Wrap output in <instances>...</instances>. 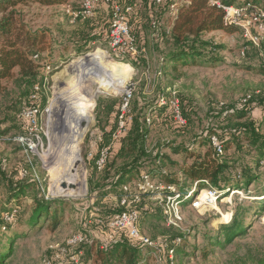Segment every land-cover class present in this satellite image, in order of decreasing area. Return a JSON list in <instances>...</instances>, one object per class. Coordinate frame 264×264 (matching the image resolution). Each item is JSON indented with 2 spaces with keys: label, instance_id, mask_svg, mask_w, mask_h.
Masks as SVG:
<instances>
[{
  "label": "rangeland",
  "instance_id": "rangeland-1",
  "mask_svg": "<svg viewBox=\"0 0 264 264\" xmlns=\"http://www.w3.org/2000/svg\"><path fill=\"white\" fill-rule=\"evenodd\" d=\"M81 1L67 0L64 6L40 7L32 3L15 8L30 30L44 35V51L37 53L38 58L34 61L39 67L41 77L47 72L46 66L50 70L48 83L41 84L39 91L28 89V94L21 100L20 92L23 88L18 89L13 80L2 82L5 90L0 94V213L4 210L9 196V184L16 185L14 182L18 181V171L25 161L22 150L13 142L14 137L24 133V122L19 114L35 101L40 111L37 124L41 144L40 157L33 158L40 182L38 187L44 199L50 203V212L57 210V218L61 222L55 229H52V217L47 221L41 219L34 227L28 224L33 209L31 201L36 196L35 188H28L20 201L21 216L18 222L9 234H1V246L5 245L7 239L14 238L13 255L3 264H43L45 260L52 262L59 249L69 250L66 241L71 235L85 236L89 242L95 239L102 241L104 238L101 236L106 234V227L99 221L119 210L122 187L114 188L112 183L116 171L123 164L121 159L114 158L122 146L123 138L110 150L108 164L100 173L94 171L87 154L110 144V132L116 126L117 105L123 83L116 86L112 93L103 92L95 98L99 86L87 85L78 95L80 105H92V122L80 147L85 174L83 194L76 197L52 196L49 192L50 173L43 165L47 149L52 151L48 145L49 127L52 124L51 102L58 93H63L71 85L74 74L71 68L66 69L67 66L77 57L87 54L74 55L77 36L88 31L91 26L98 28L99 25L109 22L110 10L104 4L95 7L92 17L72 20L69 12L79 11ZM122 1H128L133 6L129 23L135 55L120 62L111 56L108 44L91 46L93 48L90 52L99 48L105 52L109 62L130 66L129 80L134 85L130 112L139 120L144 116L150 120H145L143 126L146 131V157L140 161L143 165L133 174L129 183L133 188L140 173L152 169L156 175L155 184L159 187L143 195L137 205L142 212L139 222L141 235L157 247L167 243L169 237L187 235L182 243V246L186 245L184 255H181L178 264H254L257 258L264 256V214L255 217L249 208L255 205L254 202H261L258 198L264 195V160L257 172L260 177L258 181L246 189L241 186V190L228 191L221 196L216 193L214 204L207 209L197 211L187 206L181 207L179 203L183 220L180 228L176 230H171L163 222L160 204L170 192L166 190L164 177L176 179L179 184L185 183L179 172L182 165L190 163V160H185V153L202 154L205 151L206 148L201 147L197 138L203 137L206 141L205 136L211 133L217 137H223L224 133L235 134V127L240 122L253 124L254 129L264 136V38L257 45H252L243 38L240 26H237L236 33L230 35L222 32L209 33L205 39L222 47L215 62L182 68L172 75L168 72L163 74L162 58L170 50L163 37L170 31L175 14V8L172 10L170 6L177 7L183 1L164 0L159 6L146 0ZM260 1V5L264 7V0ZM242 2L244 0H236L234 5ZM253 7L263 10L258 6ZM172 93L186 119L184 127L175 125L166 108V118H156L157 110L161 109L157 107L158 98L161 95L171 97ZM34 94L36 100L32 99ZM246 96H250L249 102L245 106L241 105V100ZM152 110L155 114L150 113ZM242 110L246 111V117L243 120L236 119L235 114ZM98 111L101 112L100 116L97 115ZM8 117L12 121H8ZM130 129L131 126L128 131ZM173 149L179 150V153H173ZM248 153L244 149L236 154L232 146L226 157L239 160L238 166L236 165L238 168L241 162H249ZM158 154L163 155L165 162L155 166L154 160ZM45 161L47 162L46 158ZM173 189L178 193L175 186ZM209 191V187L202 188L195 195ZM237 209L245 215V223L250 227L248 234L234 239L223 249H214V253L204 258L201 252L205 245L204 237L215 233L222 225H229ZM150 249L152 251L148 253V264H167L164 253H156L154 247ZM82 258L86 261L85 256Z\"/></svg>",
  "mask_w": 264,
  "mask_h": 264
},
{
  "label": "trees",
  "instance_id": "trees-1",
  "mask_svg": "<svg viewBox=\"0 0 264 264\" xmlns=\"http://www.w3.org/2000/svg\"><path fill=\"white\" fill-rule=\"evenodd\" d=\"M235 1L236 0H189L188 3L178 8L176 18L172 22L170 31L163 37L167 45L170 46L169 52L162 58L161 68L163 74L168 72L172 75L178 72L179 69L195 66L199 63L210 64L219 58L222 47L213 41L206 40L205 36L213 32H222L230 35L236 33L238 28L234 25H225L223 21L225 13L213 3L217 2L223 6H242L250 4L264 9L259 3L262 2L260 0H244L240 5H234ZM127 2L128 1L111 0L105 7L111 12L113 6L123 5ZM32 3L40 7H54L64 6L67 0H0V94L5 90L2 82L13 80L18 89L23 88L22 92H20V100L28 94V89L32 91L36 86L40 87L43 81V77H41L39 72V67L33 57L36 56L37 53H42L44 51L45 37L39 31L30 30L25 25L20 14L15 10L19 5L27 6ZM96 28L97 27L94 28L91 26L88 31L78 34V41L75 43L77 49L74 55L89 53L93 48L91 46L96 44L107 45L109 33L108 24H101L98 26L97 31H94ZM249 100L250 98L246 103L241 102V105L245 106ZM30 106H36V103L32 102L28 107ZM104 110L103 107V111ZM157 111L156 118L159 120L166 118V111L164 108L158 109ZM150 113L155 114V111ZM100 114L101 112L98 111L97 115L100 116ZM245 117L246 111L244 110L235 114V118L238 120H243ZM8 119V121H12L10 117H8ZM140 120L132 115L131 129L127 131V135L122 137V146L118 153L114 155L115 159H121L123 162L120 169L115 173L112 183L114 188H120L123 185L129 184L133 174L143 165L140 163V161L146 157V150L144 147V136L146 131L143 126H145V120L147 119L144 116V118ZM262 125L264 126V121ZM235 129V134L224 133L225 135L223 137H217L214 133H209V136H205L206 141H204L205 138L203 137L197 138L199 139L198 143L201 144V147L206 149L202 154L192 152L185 153V160H190V163L188 165H182L179 170L185 183L179 184L176 179L164 177L163 180L165 183L175 186L177 192L180 194H188L194 189V192L191 193L192 199L195 197L196 192L202 188L209 187L221 196L228 191L241 190V188H243L241 186H244V189H246L249 185L258 181L260 177L257 172L261 169V162L264 160V136L254 129L253 124L246 122L238 123ZM211 136H215L218 139L222 148L221 155H218L211 146L209 141ZM232 146L236 154L247 149L250 156L249 162H241L237 168L236 165L238 166L239 160L236 161L233 160L232 157H226V153ZM173 153L177 154L179 150L173 149ZM163 158V155H156L154 165L160 166L161 163L165 162ZM24 159L23 167L27 168L25 156ZM89 161L92 163L94 171L98 172L94 167L93 160ZM35 164L36 162L32 161L34 173L37 175L35 172ZM107 164L108 162L106 165ZM106 165L101 171L106 168ZM101 171H99V173ZM31 172L33 173V171ZM32 173H30L29 177L26 179H20L18 177V181L14 182L16 183L15 186L9 184L10 190L6 205L7 207L12 205L18 207L19 213L13 226L5 224L0 217V264H3L9 259L14 252V238L7 239L5 245L1 246V234H9L18 222L21 216L20 201L24 198L23 194H25L24 192H26L28 188L34 187L36 190V196L32 198L31 201L33 209L29 216L28 224L34 227L38 225L41 219L47 221L49 217H52V229H55L61 222L60 218H57V210L50 212V203L44 199V195L38 187L40 182L32 178ZM145 173L152 179L156 177L152 169ZM241 182L242 185H240ZM191 199L181 202V207L187 206L191 208ZM258 199L262 201L254 202L255 205L249 208V211L252 210V215L255 217H260L264 214V195ZM136 208L139 210L140 222L142 212L138 206ZM124 210L125 207L119 205V210L114 211L112 214H109L108 217L99 221L102 226L106 227V234L101 236L104 240H91L89 244H82L76 248L70 249L69 253L82 251V257H86V261H84L82 257L80 258L83 264H148V253L152 251L150 247L141 246L137 242L131 240L127 237L125 231L113 232L106 226L113 216ZM245 220L246 218L243 212L237 209L229 225H222L215 233L206 235L204 237L205 245L203 249H201L203 257L205 258L209 254L214 253V249H223L226 245L232 243L234 239L246 236L250 227L245 223ZM170 229L176 230V228L172 227ZM109 235L113 236V240L108 241ZM186 236L187 235L178 234L171 238L169 237V239L167 238V243L164 244L166 249L172 248L174 250L177 264L181 255H184L186 245L184 246L183 244L182 246V243ZM69 256V254L65 255L62 261H54V264H70L68 260ZM166 262H168V260ZM254 264H264V256L257 258Z\"/></svg>",
  "mask_w": 264,
  "mask_h": 264
},
{
  "label": "built area",
  "instance_id": "built-area-1",
  "mask_svg": "<svg viewBox=\"0 0 264 264\" xmlns=\"http://www.w3.org/2000/svg\"><path fill=\"white\" fill-rule=\"evenodd\" d=\"M111 0H82L79 11L69 12L72 20L78 18H88L94 15L95 7L99 4L106 5ZM152 4L159 6L164 3V0H149ZM183 2L177 7L171 5V9L175 8L174 19L178 8L188 3L189 0H182ZM218 8H221L225 13L223 21L225 25L240 26L243 30V38L246 42L252 45H257L264 38V9H257L250 4H245L243 7L236 6H223L215 2ZM255 9V10H254ZM253 10V11H252ZM251 11L250 13H248ZM133 12V6L130 3L123 5H115L111 9L109 22H108V50L111 56L119 60L120 62L128 60L135 55L134 39L131 35V26L129 23L130 16ZM252 31H255L254 33ZM37 55L33 59H37ZM47 72L43 77L42 84L48 83L50 67L46 66ZM35 91H39V87L36 86ZM134 93V85L129 80L123 91L119 94V104L116 112V126L110 133V144L98 149L96 152H89L87 154L88 160H93L94 167L97 171H101L109 159V152L114 144L120 140L128 131L132 124V115L130 112V102ZM36 94L32 95V99L36 100ZM250 96H246L242 99V103L246 101ZM35 102V101H34ZM33 102V103H34ZM157 107L166 108L172 117V121L179 127L186 126V119L184 118L179 106V102L174 93L171 97H164L161 95L157 101ZM19 117L24 122V133L22 135L13 138V142L22 150L26 158V167L20 168L18 171V177L20 179H26L29 177L31 171L32 178L35 181H39L37 175L34 173L32 161L35 156L39 158V149L41 148L40 136L37 133V124L40 117V111L38 106H30L23 109ZM150 122L149 119L146 120ZM210 144L218 155L222 154V148L215 136L209 138ZM155 180L144 172H141L138 180L133 184V188L130 184L122 186V195L120 196L119 205L125 207V210L113 216V218L107 223V227L113 232L125 231L128 238L137 242L141 246L154 247L156 253H164L167 257V264H177L175 260V253L172 248L166 249L164 245L157 247L146 237L142 236L139 230V210L136 208L140 203L143 195L151 193L157 190ZM166 190H170L167 196L161 201L160 211L164 223L167 227L180 228L182 224L181 207L179 203L190 200L191 193L188 194L176 193L173 186L167 185ZM216 192L211 190L209 193L204 192L202 195H195L190 201V207L193 210H203L210 207L215 202ZM19 213V208L12 205L7 207L5 205L4 210L0 213L1 220L8 225H14ZM113 240V236H108V241ZM178 242V241H177ZM85 236L71 235L66 241L67 249H59L53 257L52 262L49 260L43 261V264H54V261H62L65 255H70L68 260L70 264H83L80 260L82 257V251L69 253L70 249L76 248L82 244H89Z\"/></svg>",
  "mask_w": 264,
  "mask_h": 264
},
{
  "label": "bare ground",
  "instance_id": "bare-ground-1",
  "mask_svg": "<svg viewBox=\"0 0 264 264\" xmlns=\"http://www.w3.org/2000/svg\"><path fill=\"white\" fill-rule=\"evenodd\" d=\"M68 68H71L74 74L71 85H68L69 89L58 93L52 102L50 101L52 124L49 127L48 145L52 151L47 149L43 160L44 168L50 173L49 192L55 197L81 196L85 190L80 147L92 122V105H80L79 93L85 86L93 84L99 86L94 98L103 92L112 93L115 87L122 83L123 91L131 76L129 65L109 62L105 52L99 48L77 57L66 69ZM77 163L79 165L76 167ZM62 183H72L75 190H62Z\"/></svg>",
  "mask_w": 264,
  "mask_h": 264
},
{
  "label": "water",
  "instance_id": "water-1",
  "mask_svg": "<svg viewBox=\"0 0 264 264\" xmlns=\"http://www.w3.org/2000/svg\"><path fill=\"white\" fill-rule=\"evenodd\" d=\"M79 165V163L76 164V167ZM62 190H75V186L72 183H62L61 184Z\"/></svg>",
  "mask_w": 264,
  "mask_h": 264
}]
</instances>
